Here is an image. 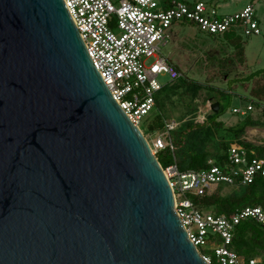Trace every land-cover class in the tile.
<instances>
[{
  "label": "water",
  "instance_id": "obj_1",
  "mask_svg": "<svg viewBox=\"0 0 264 264\" xmlns=\"http://www.w3.org/2000/svg\"><path fill=\"white\" fill-rule=\"evenodd\" d=\"M0 264H211L63 0H0Z\"/></svg>",
  "mask_w": 264,
  "mask_h": 264
},
{
  "label": "built area",
  "instance_id": "obj_2",
  "mask_svg": "<svg viewBox=\"0 0 264 264\" xmlns=\"http://www.w3.org/2000/svg\"><path fill=\"white\" fill-rule=\"evenodd\" d=\"M63 1L92 65L119 107L138 127L141 119L154 108L162 86L179 76L174 64L160 51L175 22L188 21L212 35L230 28H241L246 35L260 32L252 5L239 12L218 15L214 7H207L200 0ZM162 76L168 80L160 81ZM251 109L252 104L248 103L244 107H233L232 111L244 115ZM199 117L195 120L205 119ZM184 120H164L163 131L152 133L147 140L152 154L165 146L164 135ZM162 170L172 188L174 208L189 240L209 263L211 257L198 248L206 243L211 245L217 264H260L258 257L246 258L238 254L232 238L236 224L242 219L250 218L264 224L261 207L244 206L230 215L213 214L199 210L186 195L212 191L217 184L244 186L257 176L264 178V158L232 143L221 165L209 160L208 166L201 170L180 171L175 164ZM214 236L218 237V243L212 241Z\"/></svg>",
  "mask_w": 264,
  "mask_h": 264
},
{
  "label": "trees",
  "instance_id": "obj_3",
  "mask_svg": "<svg viewBox=\"0 0 264 264\" xmlns=\"http://www.w3.org/2000/svg\"><path fill=\"white\" fill-rule=\"evenodd\" d=\"M257 23L259 25L258 20ZM219 37L233 46V54L231 56L233 60L236 63H242L244 52L241 45V36L237 34L236 28L224 31L219 34ZM233 60H220L222 62L221 66H224L222 78L227 82L226 88H219L188 78L174 65L179 72V76L166 82L159 90L154 106L158 110L146 121V130L149 133L163 131L167 111H164V109L160 110V107L164 105V98L168 93L176 88H183L182 90L186 91L191 97L202 88L209 90L214 94L215 100L218 102V111L212 112L202 121H196L189 117L195 105L191 101L183 99V105L188 107L182 109L176 120H185L164 135L165 146L155 153L157 161L162 168L175 164L180 171L188 169L201 170L208 166L209 160L221 165L226 160L227 148L232 143L239 144L252 151L256 157L264 158V144L255 145L242 139L247 127H264V105L260 104L264 99V67L254 70L245 77L239 78L238 75L230 77L229 72L232 69L230 63L233 64ZM238 81L240 84H248L251 94L248 100L255 108L259 109L260 113L258 118H254L249 111L235 124L224 126L222 121L218 120L223 112L220 100L229 98L235 93L233 88ZM209 142L213 144V152L205 150L206 144ZM222 187L223 184H217L212 191H205L202 194L188 193L186 196L199 210L210 211L213 214L230 215L237 208L244 206H259L264 210V178L257 176L250 184L232 186L230 191L225 194L221 192ZM212 241L218 243L219 239L214 236ZM232 245L238 254L246 258L258 257L259 263L264 264V224L257 223L250 218L240 220L234 228ZM201 253L204 254L203 252ZM210 263L213 264L212 259Z\"/></svg>",
  "mask_w": 264,
  "mask_h": 264
},
{
  "label": "rangeland",
  "instance_id": "obj_4",
  "mask_svg": "<svg viewBox=\"0 0 264 264\" xmlns=\"http://www.w3.org/2000/svg\"><path fill=\"white\" fill-rule=\"evenodd\" d=\"M185 1V0H180ZM194 1V0H186ZM205 3L207 7H214L218 15L230 14L241 11L245 6L252 5L255 11V16L259 22V33L246 35L241 28L236 29L238 35L241 36V42L244 52V60L242 63H236L233 60V46L226 43L224 39L219 37V34L211 35L200 31L194 24L188 21L175 22L170 30L166 39V44L161 46L160 51L164 56H167L168 60L176 65L178 69L186 75L188 78L197 80L198 82L211 84L219 88H226L227 82L222 78L221 59L227 61L233 60L232 69L230 70V77L238 75V77H245L247 74L253 72L256 69L264 67V0H200ZM231 58V59H229ZM160 81L166 82L168 78L162 76ZM233 88V95L229 98H222L220 100V106L223 112L219 116L218 120L222 121L224 126L233 125L243 118L240 115L232 111L233 107H244L246 104L251 103L248 98L251 94L248 89V84L239 83ZM239 83V84H238ZM183 88L173 89L164 98V105L160 107V110H166V119H176L182 109H186L188 106H184L183 99L185 101H191L195 105L192 113L189 117L192 119L206 118L212 111L210 105L215 99L214 94L209 90L200 89L192 97L182 90ZM179 94V95H178ZM182 95V96H181ZM252 104V103H251ZM264 105V99L260 102ZM161 106V105H160ZM164 107V108H163ZM158 108L154 107L146 116H144L139 124V127L149 141L152 137V133L146 130V121L154 115ZM251 115L254 118H258L259 109L252 105L250 110ZM242 139L247 142H251L255 145L264 144V127L255 126L247 127ZM205 150L213 152L214 147L211 142L206 144ZM230 186L222 187V194L230 191ZM199 251L207 254L211 257L213 264H216V259L212 252V247L209 243L203 246H199Z\"/></svg>",
  "mask_w": 264,
  "mask_h": 264
}]
</instances>
